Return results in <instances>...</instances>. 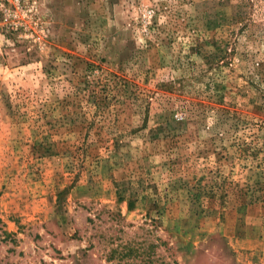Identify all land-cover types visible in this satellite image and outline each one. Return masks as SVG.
Wrapping results in <instances>:
<instances>
[{
  "label": "rangeland",
  "instance_id": "obj_1",
  "mask_svg": "<svg viewBox=\"0 0 264 264\" xmlns=\"http://www.w3.org/2000/svg\"><path fill=\"white\" fill-rule=\"evenodd\" d=\"M24 1L0 264H264V0Z\"/></svg>",
  "mask_w": 264,
  "mask_h": 264
},
{
  "label": "built area",
  "instance_id": "obj_2",
  "mask_svg": "<svg viewBox=\"0 0 264 264\" xmlns=\"http://www.w3.org/2000/svg\"><path fill=\"white\" fill-rule=\"evenodd\" d=\"M29 12L24 0H0V28H24Z\"/></svg>",
  "mask_w": 264,
  "mask_h": 264
}]
</instances>
